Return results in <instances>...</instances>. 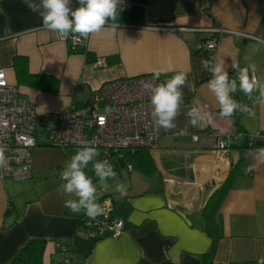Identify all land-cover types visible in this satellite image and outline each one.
<instances>
[{
	"label": "crops",
	"instance_id": "obj_1",
	"mask_svg": "<svg viewBox=\"0 0 264 264\" xmlns=\"http://www.w3.org/2000/svg\"><path fill=\"white\" fill-rule=\"evenodd\" d=\"M208 1L207 8V0H122L143 8L144 23L109 19L71 52L58 33L43 28L41 16L25 0H0V67L7 80L16 84L11 66L16 55L27 58L30 73L59 80L56 93L18 85L39 114L62 111L74 99L90 102L93 91L112 79L162 69V83L180 71L188 73L176 127L159 129L158 147L148 150L152 173L120 166L119 177L108 180L107 187L92 173L96 186L112 199L113 215L123 219L124 232L98 240L78 235L84 213L65 208V200L75 197L61 194L64 181L58 177L78 148L35 147L30 178L0 179V264L30 239L45 241L42 264L60 263L59 244L67 247L63 256L70 264H202L205 253L211 264H264V136L252 148H242L243 135H264V101L258 90L251 98L238 90L233 98L255 115L221 118L207 87L206 53L199 49L211 30L223 29L227 32L211 62H224L230 79H236V65L264 81V0ZM71 7H79L78 0H71ZM99 58L101 66L95 65ZM195 105L212 114L211 124L188 123L185 113ZM218 137L228 142L227 155L217 154ZM230 172L232 182L207 226L204 204ZM117 183L125 186L126 196L116 191Z\"/></svg>",
	"mask_w": 264,
	"mask_h": 264
},
{
	"label": "built area",
	"instance_id": "obj_2",
	"mask_svg": "<svg viewBox=\"0 0 264 264\" xmlns=\"http://www.w3.org/2000/svg\"><path fill=\"white\" fill-rule=\"evenodd\" d=\"M206 5L208 8V0ZM211 31L213 33L200 42L199 49L206 54H214L221 34L227 32L223 29ZM58 38L68 44L71 52L78 51L85 44V38L78 35L65 39L58 34ZM103 63V58H99L95 65L101 66ZM248 70L250 79L256 77L254 70ZM236 80L239 83L238 71ZM145 82L159 84V81H153L152 74L116 78L94 90L90 102L80 103L74 99L62 111L39 114L35 105L21 96L19 86L7 80L4 68L0 67V146L5 148V159L0 164V179L8 183L30 178L33 148H78L75 142L77 137L94 146L99 151L97 159L108 160L118 178L119 161L126 152L158 147L159 134L151 115L150 93L143 88ZM259 136L264 135H248V145L254 146ZM216 152L219 155L229 152L228 142L221 137L216 140ZM125 166L132 167L129 163ZM91 169L92 165L89 164L86 171L89 173ZM58 177L62 180L61 174ZM97 195L98 203L105 208V212L94 220L84 214L78 235L93 240L118 237L124 232V221L113 215V202L104 187L97 186ZM59 247L62 260L58 264H70V259L63 256L67 247L63 244H59Z\"/></svg>",
	"mask_w": 264,
	"mask_h": 264
},
{
	"label": "clouds",
	"instance_id": "obj_3",
	"mask_svg": "<svg viewBox=\"0 0 264 264\" xmlns=\"http://www.w3.org/2000/svg\"><path fill=\"white\" fill-rule=\"evenodd\" d=\"M25 3L30 11L41 16L44 29L58 33L67 39L74 34L86 38L89 34L98 33L109 19L115 21L122 0H78L79 7L75 9L71 7V0H39V3L34 0H25ZM206 67L211 73L207 87L215 96L221 118L231 119L236 112L249 116L255 115L251 107L234 99L232 94L239 90L251 98L253 91L258 90L261 101H264V81L254 76L250 79L248 68L241 69L232 65L233 69L239 72L238 85L236 79L229 78V71L224 62L210 61ZM162 74L164 70L153 69V81H158ZM187 79L188 73L180 71L162 83L145 82L143 84L144 90L150 93L151 115L157 130L169 131L176 127L175 120L180 115L184 100L183 88ZM185 115L192 127H200L205 123L211 124L213 121L212 114L199 105L190 107ZM75 142L79 147L61 172V179L64 181L60 185L61 194L75 197L65 200V208L74 214L83 212L89 219L94 220L104 214L105 208L98 203L97 186L86 169L91 164L94 176L105 187L108 180L117 179V173L108 160L97 159L99 152L94 146L79 137ZM261 151L264 152V149ZM4 152V146H0V164L5 159ZM116 191L122 197L127 195V190L122 183L116 184Z\"/></svg>",
	"mask_w": 264,
	"mask_h": 264
},
{
	"label": "trees",
	"instance_id": "obj_4",
	"mask_svg": "<svg viewBox=\"0 0 264 264\" xmlns=\"http://www.w3.org/2000/svg\"><path fill=\"white\" fill-rule=\"evenodd\" d=\"M116 21L142 24L144 23V10L140 6L122 2L118 8V16ZM212 56V53L206 54L208 63L211 61ZM11 66L15 73L17 85H23L49 93H56L58 91V78L46 74L30 73L28 70V60L26 57L19 55L14 56ZM243 136V138H245V142L243 143L242 148L250 147L247 142V136ZM148 150L149 149L147 148H141L133 153L126 152L123 159L119 161V166H124L129 163L132 168L138 170L139 172L143 174H151L153 171V161ZM92 173L93 172L91 171L88 174L92 177ZM233 174V172H230L225 181H223L206 200L202 209V216L207 226H210L214 223V217L229 189L233 179ZM93 182L95 183L96 180L93 179ZM44 247L45 241L43 239H30L19 248L13 258L6 264H42ZM209 256L210 253H205L202 255V264H211Z\"/></svg>",
	"mask_w": 264,
	"mask_h": 264
}]
</instances>
